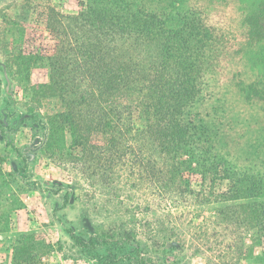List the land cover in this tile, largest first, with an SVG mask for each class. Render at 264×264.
Returning <instances> with one entry per match:
<instances>
[{"label":"rangeland","instance_id":"1","mask_svg":"<svg viewBox=\"0 0 264 264\" xmlns=\"http://www.w3.org/2000/svg\"><path fill=\"white\" fill-rule=\"evenodd\" d=\"M80 1L0 0V264H15L22 235L50 244L42 264H246L250 247L264 264L263 228L245 225L252 201L228 200L223 184L160 153L134 110L108 143L62 159L44 153L57 100L31 113L25 68L31 85L59 68L66 85L80 81L81 60L66 51L80 36L65 34ZM108 48L133 69L128 86L138 90L152 50L132 40Z\"/></svg>","mask_w":264,"mask_h":264},{"label":"trees","instance_id":"2","mask_svg":"<svg viewBox=\"0 0 264 264\" xmlns=\"http://www.w3.org/2000/svg\"><path fill=\"white\" fill-rule=\"evenodd\" d=\"M78 3L65 34L80 36L66 49L81 60L73 69L80 81L69 89L59 68L48 83L31 85L25 68L29 111L57 100L46 113L44 153L62 159L108 143L121 116L134 110L160 153L223 184L228 200H251L245 225L264 233V0ZM128 40L153 53L138 90L128 86L134 71L126 61L107 56L110 45ZM15 242V264H42L50 252L34 235ZM245 253L246 264L263 262L251 247Z\"/></svg>","mask_w":264,"mask_h":264}]
</instances>
